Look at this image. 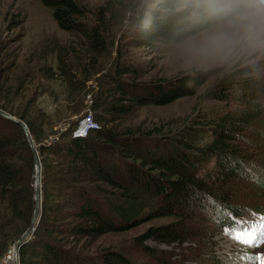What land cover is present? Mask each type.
Returning a JSON list of instances; mask_svg holds the SVG:
<instances>
[{
  "label": "trees",
  "instance_id": "1",
  "mask_svg": "<svg viewBox=\"0 0 264 264\" xmlns=\"http://www.w3.org/2000/svg\"><path fill=\"white\" fill-rule=\"evenodd\" d=\"M125 1L107 0L92 10L78 0H41L52 10L59 28L75 39L82 51L78 61L82 57L91 60L96 74L103 73L104 59L113 57L111 22L126 14H121L123 5L129 9L141 6L130 20L126 44L149 52L161 53L214 23L192 0ZM58 45L53 51L59 70L45 69L44 76L67 77L70 97L73 91L83 97L92 91L91 110L98 128L87 137L73 136L85 113L60 138L51 139L50 118L35 106L34 99L27 98L23 87L13 78L0 86V110L16 118L0 116V258L28 228L35 209L34 154L20 122L28 126L34 145H39L42 168V212L20 249V264H138L120 250L94 249L96 241L165 218L168 224L150 227L133 239L145 258L163 264L167 250L159 246L174 250L201 241L202 235L193 234L192 226L209 202L218 217L203 221L215 223L217 232L239 224L237 219L264 215L259 208L243 212L236 205L235 186L243 174L228 165L232 160L249 163L251 156L239 138L263 118L264 82L252 75V66L220 80V99L231 98L234 90L242 95L239 112L200 115L171 133L164 127L119 131L113 125L134 109L193 97L218 70L144 82L139 79L146 68L122 61L120 53L88 90L91 75L86 70L73 72L66 64L69 50ZM70 51L77 54L74 46ZM79 74L83 75L81 86Z\"/></svg>",
  "mask_w": 264,
  "mask_h": 264
},
{
  "label": "rangeland",
  "instance_id": "2",
  "mask_svg": "<svg viewBox=\"0 0 264 264\" xmlns=\"http://www.w3.org/2000/svg\"><path fill=\"white\" fill-rule=\"evenodd\" d=\"M78 1L94 10L98 6L104 5L107 0ZM256 7L254 5L252 10L254 11ZM140 9L141 6L139 5L136 9L125 8L123 5L121 14H124V12L126 14L120 17L118 21L111 22L114 30L112 42L114 53L112 58L104 59L103 73L109 69L113 58L120 53L122 61H129L139 67L146 68V73L139 79L144 82L172 79L178 75L190 74L198 70L218 71L210 76L207 83L198 90L195 96L179 99L166 106L148 105L136 108L122 122L115 123L113 125L114 129L117 128L119 131L126 129L148 130L154 127H164L166 132L171 133L200 115L216 117L225 115L227 112H239L243 108L244 102L238 100L242 98L238 90L231 92L232 95L229 99L222 100L219 98L222 77L233 74L237 69L252 66L255 70L252 75L264 82V47L242 45L225 62L203 61L181 54L184 42L192 37H197L204 31L187 38L179 44L170 46L161 53L128 46L126 44L127 39L124 36L129 35L130 20L133 16H137ZM75 42L71 34L59 28L53 18L52 10L45 7L41 0H0V86L3 87L6 80L13 78L23 87L24 94H28L27 98L34 99L35 106L42 109V112L50 118L52 123L50 126L51 139L60 138L61 133L66 131L70 127L69 125L76 122L83 114L93 113L91 110L92 91L84 97L76 93L77 91H73V95L70 97V94H68L70 82L67 77L48 79L44 76L43 70L45 69H50L51 73L59 70L58 60L53 48L59 46V43L69 50V55H65L68 62L66 64L68 67L73 68V72L88 71L87 73L91 75L90 81H87L88 90H91L97 84L95 80L103 74H96L91 69V60L82 57L81 61H78V58L82 56V51ZM71 46L76 48V55L71 53ZM77 79L81 86L83 75H77ZM13 86L15 87L16 84L14 83ZM262 89L264 90V86ZM262 104L264 106V95ZM67 107L73 111L67 110ZM77 110H79L78 113H74ZM262 117L261 120L247 127L245 133L240 135L238 142L251 156L247 165L255 166L257 169H264V113ZM35 146L39 148L37 143H35ZM235 187L236 205L243 212L257 208L260 209V212H264V176L252 180L243 174L242 179ZM200 212L192 226L193 234L200 232V235H202L200 242H190L185 244L183 248L174 250L159 246L154 242L150 243L151 246H159L161 249L167 250L163 264H214L215 261H219V264H257L256 261L249 259V256L264 255V244L258 247L245 246L237 243L234 239L225 235L224 232H217L215 223L204 222V217H218L212 208V202L204 206ZM260 218L264 217H258L253 223L258 222ZM168 223V219L161 218L143 223L127 232L103 236L96 241L94 249L111 248L120 250L138 264H156L148 257L145 258L134 247L133 239L150 227ZM207 237L208 239H206ZM14 244L7 254L0 258V264H14ZM200 254L202 257L199 258L198 255Z\"/></svg>",
  "mask_w": 264,
  "mask_h": 264
},
{
  "label": "clouds",
  "instance_id": "3",
  "mask_svg": "<svg viewBox=\"0 0 264 264\" xmlns=\"http://www.w3.org/2000/svg\"><path fill=\"white\" fill-rule=\"evenodd\" d=\"M213 26L184 42L182 53L225 62L242 45L264 47V0H192ZM257 6L253 11V6Z\"/></svg>",
  "mask_w": 264,
  "mask_h": 264
},
{
  "label": "snow or ice",
  "instance_id": "4",
  "mask_svg": "<svg viewBox=\"0 0 264 264\" xmlns=\"http://www.w3.org/2000/svg\"><path fill=\"white\" fill-rule=\"evenodd\" d=\"M230 167L236 168L247 178L257 180L264 176V169H257L252 165H245L241 161L232 160L228 162ZM219 208L220 206L217 205ZM225 235L234 239L237 243L248 247H258L264 244V218H260L258 222L249 225L234 224L231 228H223ZM257 264H264V255L249 256Z\"/></svg>",
  "mask_w": 264,
  "mask_h": 264
},
{
  "label": "water",
  "instance_id": "5",
  "mask_svg": "<svg viewBox=\"0 0 264 264\" xmlns=\"http://www.w3.org/2000/svg\"><path fill=\"white\" fill-rule=\"evenodd\" d=\"M0 116L8 119H12L16 121V118L8 114L7 112L0 110ZM20 122V121H19ZM21 126L24 129V133L28 137V141L30 142L31 148L34 154V162H35V173H34V199H35V209L32 217V221L28 227V229L24 232V234L15 242L13 247V252L15 253L14 264H20L19 252L23 245L27 242V240L31 237L32 233L35 230L36 225L38 224L42 211V172H41V163L38 156V151L34 143L32 142L30 131L28 126L20 122Z\"/></svg>",
  "mask_w": 264,
  "mask_h": 264
},
{
  "label": "built area",
  "instance_id": "6",
  "mask_svg": "<svg viewBox=\"0 0 264 264\" xmlns=\"http://www.w3.org/2000/svg\"><path fill=\"white\" fill-rule=\"evenodd\" d=\"M98 125L95 122L92 113L89 112L73 130V136L87 137V135L94 129H97ZM10 257V256H9Z\"/></svg>",
  "mask_w": 264,
  "mask_h": 264
},
{
  "label": "bare ground",
  "instance_id": "7",
  "mask_svg": "<svg viewBox=\"0 0 264 264\" xmlns=\"http://www.w3.org/2000/svg\"><path fill=\"white\" fill-rule=\"evenodd\" d=\"M224 232V231H223ZM14 254V258H15V253H13ZM15 260V259H14Z\"/></svg>",
  "mask_w": 264,
  "mask_h": 264
}]
</instances>
